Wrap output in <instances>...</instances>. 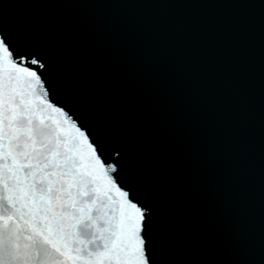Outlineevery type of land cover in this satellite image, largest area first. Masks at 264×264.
Wrapping results in <instances>:
<instances>
[{
    "label": "snow or ice",
    "instance_id": "6c2138e0",
    "mask_svg": "<svg viewBox=\"0 0 264 264\" xmlns=\"http://www.w3.org/2000/svg\"><path fill=\"white\" fill-rule=\"evenodd\" d=\"M91 6L134 5L34 0L18 7L40 12L15 20L12 5H0V264H264V0L201 5L233 11L227 23L200 29L198 37L192 27L178 36L175 29L62 12ZM100 39L149 48L157 59L168 53L174 74L185 78L177 107L190 112L195 143L203 142L202 122H215L224 211L206 233L213 251L177 257L179 238L195 226L179 206L171 162L125 125L96 86L86 59ZM257 42L258 235L248 191L251 53ZM189 50L198 55L184 64Z\"/></svg>",
    "mask_w": 264,
    "mask_h": 264
},
{
    "label": "water",
    "instance_id": "95a60500",
    "mask_svg": "<svg viewBox=\"0 0 264 264\" xmlns=\"http://www.w3.org/2000/svg\"><path fill=\"white\" fill-rule=\"evenodd\" d=\"M34 0H0L8 3L10 19L22 15L38 14V9L18 7ZM105 0H89L103 3ZM127 3L130 7H85L62 10L63 14L76 19L101 21L114 25L139 24L147 29H175L178 36L185 27H192L198 37L200 29L227 23L231 9L201 6L223 3L225 0H110ZM143 5V6H140ZM258 15V13H255ZM222 42V36L217 37ZM197 53H184L183 63L195 62ZM199 55H203L200 53ZM96 86L103 91L115 107L126 126L134 129L142 138L153 141L161 156L172 164V177L178 192L179 206L185 210L188 220L195 226L190 236L178 240L177 257L192 258L207 254L214 249L206 233L213 220L224 211L220 191L221 173L214 163L218 145L214 140L216 124L205 120L199 128L202 143L193 141L189 127L191 114L177 107L183 95L185 78L174 74L170 68L168 53L158 59L151 49L143 46L122 48L107 40H97L87 50ZM251 86L248 134L250 139L249 198L252 226L260 228V174H261V110H260V54L259 44L251 53ZM207 81H200L206 87ZM181 232L185 228L181 226Z\"/></svg>",
    "mask_w": 264,
    "mask_h": 264
}]
</instances>
